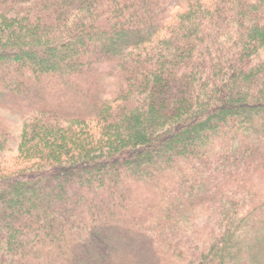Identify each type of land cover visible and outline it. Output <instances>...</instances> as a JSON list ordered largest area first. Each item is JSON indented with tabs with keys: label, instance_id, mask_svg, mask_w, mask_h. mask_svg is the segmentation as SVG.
<instances>
[{
	"label": "trees",
	"instance_id": "obj_1",
	"mask_svg": "<svg viewBox=\"0 0 264 264\" xmlns=\"http://www.w3.org/2000/svg\"><path fill=\"white\" fill-rule=\"evenodd\" d=\"M110 227L264 264V0H0V264Z\"/></svg>",
	"mask_w": 264,
	"mask_h": 264
},
{
	"label": "rangeland",
	"instance_id": "obj_2",
	"mask_svg": "<svg viewBox=\"0 0 264 264\" xmlns=\"http://www.w3.org/2000/svg\"><path fill=\"white\" fill-rule=\"evenodd\" d=\"M96 236L89 240L91 247H82L78 252L76 264H99L96 258V251L104 244L114 247L113 256L117 259L116 264H155L156 259L152 257L150 250V240L147 236L127 231L121 228H99ZM95 250V251H94ZM122 260L120 258H127ZM122 260L119 262L118 260ZM115 260L110 262H114ZM110 264V263H109ZM115 264V262L113 263Z\"/></svg>",
	"mask_w": 264,
	"mask_h": 264
}]
</instances>
